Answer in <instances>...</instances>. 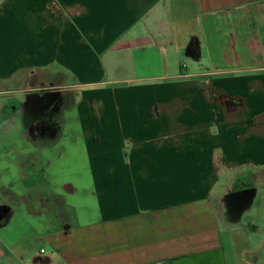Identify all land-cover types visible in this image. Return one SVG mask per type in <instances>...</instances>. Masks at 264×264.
Wrapping results in <instances>:
<instances>
[{"label": "crops", "instance_id": "1", "mask_svg": "<svg viewBox=\"0 0 264 264\" xmlns=\"http://www.w3.org/2000/svg\"><path fill=\"white\" fill-rule=\"evenodd\" d=\"M258 180L264 0H0V264H253Z\"/></svg>", "mask_w": 264, "mask_h": 264}, {"label": "rangeland", "instance_id": "2", "mask_svg": "<svg viewBox=\"0 0 264 264\" xmlns=\"http://www.w3.org/2000/svg\"><path fill=\"white\" fill-rule=\"evenodd\" d=\"M5 90V91H3ZM6 96L14 94L13 89H3ZM244 182H241V186ZM255 197L246 207L241 208L236 215V222L241 229V235L250 239V258L253 264H264V182L258 180L255 185Z\"/></svg>", "mask_w": 264, "mask_h": 264}, {"label": "built area", "instance_id": "3", "mask_svg": "<svg viewBox=\"0 0 264 264\" xmlns=\"http://www.w3.org/2000/svg\"><path fill=\"white\" fill-rule=\"evenodd\" d=\"M162 264H165V263H162Z\"/></svg>", "mask_w": 264, "mask_h": 264}]
</instances>
